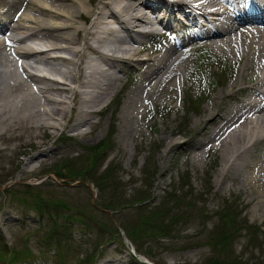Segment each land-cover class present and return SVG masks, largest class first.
I'll return each mask as SVG.
<instances>
[{"label": "bare ground", "instance_id": "obj_1", "mask_svg": "<svg viewBox=\"0 0 264 264\" xmlns=\"http://www.w3.org/2000/svg\"><path fill=\"white\" fill-rule=\"evenodd\" d=\"M230 7L234 12L224 17ZM178 14L197 29L188 42L213 41L210 49L233 67L229 83L216 87L202 109L192 98L200 86L180 77L184 52H176L172 42L151 54L163 33L154 19L178 26ZM222 17L226 25L219 30ZM201 19L215 28H205ZM80 40L83 47L77 48ZM128 69L134 81L125 85L112 118L119 145L132 137L134 114L143 117L169 93L167 100L182 103L183 114L196 118L187 116L168 132L186 140L170 139L164 153L186 147L198 162L204 153L215 164L217 183L239 180L243 190L234 196L253 194L245 205L254 215L264 210V0H0V141L20 142L12 161L15 169L25 162L21 176L35 173L34 160L44 165L36 156L48 151L45 145L61 126L58 138L69 144L94 139L93 131H102L94 118L113 94L118 74Z\"/></svg>", "mask_w": 264, "mask_h": 264}, {"label": "rangeland", "instance_id": "obj_2", "mask_svg": "<svg viewBox=\"0 0 264 264\" xmlns=\"http://www.w3.org/2000/svg\"><path fill=\"white\" fill-rule=\"evenodd\" d=\"M176 17L178 26L161 29L165 36L184 35L191 25ZM79 43L77 48L83 47ZM158 45L152 43L151 53ZM204 47L190 43L185 54L191 65L180 73L188 84L200 86L192 89V98L201 109L216 87L230 81L233 68L223 55L203 53ZM133 73L118 74L113 94L94 118L102 131L69 144L58 138L61 126L45 145L48 151L36 156L44 165L34 160L35 173L21 176L25 162L13 167L20 142L0 141V264H264V210L254 215L245 205L253 194L235 197L243 190L237 179L217 183L215 164L204 153L199 162L186 147L164 153L170 139L186 140L168 132L181 127L185 117L196 118L183 114L182 103L167 100V93L143 117L134 114L132 137L119 145L112 118ZM153 139L160 144L155 152Z\"/></svg>", "mask_w": 264, "mask_h": 264}]
</instances>
